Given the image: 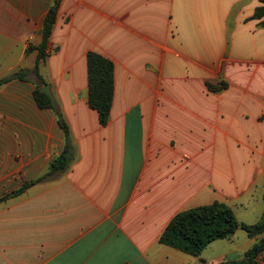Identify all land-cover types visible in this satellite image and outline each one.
<instances>
[{"label":"crops","instance_id":"crops-1","mask_svg":"<svg viewBox=\"0 0 264 264\" xmlns=\"http://www.w3.org/2000/svg\"><path fill=\"white\" fill-rule=\"evenodd\" d=\"M53 3L0 0V82L25 72L0 84V199L10 196L0 203V264L245 255L264 234L246 240L238 230L200 257L160 238L177 214L215 202L247 225L264 213V18L254 17L264 0H61L37 70ZM90 52L114 64L106 126L89 106ZM46 85L73 156L35 183L66 143L54 111L35 100Z\"/></svg>","mask_w":264,"mask_h":264},{"label":"trees","instance_id":"trees-1","mask_svg":"<svg viewBox=\"0 0 264 264\" xmlns=\"http://www.w3.org/2000/svg\"><path fill=\"white\" fill-rule=\"evenodd\" d=\"M61 0H54L49 10L43 27V43L39 47L38 65L46 58V48L52 37L53 29L57 21ZM254 17L264 18V7L258 8ZM264 26V23L262 24ZM88 84H89V106L99 115L102 126H106L111 117V110L115 95L114 64L109 59L95 52L88 53ZM36 70V72H37ZM14 79H25V72L21 71L13 77L5 79L0 84H6ZM219 87L210 86L212 90ZM35 100L42 110H53L59 126L65 134V148L62 154L53 160L49 172L35 183L47 177L61 174L67 170L72 162V145L70 143V129L64 120L63 114L54 107L51 99L42 92L41 88L35 91ZM32 183V184H35ZM29 185L21 188L11 196L22 194ZM10 196L0 199V203L6 201ZM264 200V196H263ZM238 230H243L252 238L264 234V213L261 219L254 225L240 223L234 211L226 204L215 202L211 205L196 207L177 214L168 224L160 238V243L179 250L185 254L200 257L203 251L213 242L223 240L234 235ZM264 255V237L258 239L254 246L249 249L242 260L224 261L219 264H261Z\"/></svg>","mask_w":264,"mask_h":264},{"label":"rangeland","instance_id":"rangeland-1","mask_svg":"<svg viewBox=\"0 0 264 264\" xmlns=\"http://www.w3.org/2000/svg\"><path fill=\"white\" fill-rule=\"evenodd\" d=\"M240 233H242V235L244 236V238L247 240L248 239V235H247V233L246 232H244V231H241ZM243 240L241 239V238H238V242H237V244H235V245H232V244H230L229 242H223V243H225L224 245H227V247H237V245H242L243 244ZM212 247H215V246H212ZM209 250H206V251H203V253L201 254V255H209V253L214 249V248H208ZM247 250V249H246ZM219 251L220 252H223V251H225L226 252V249L223 247V248H221V249H219ZM207 253V254H206ZM244 256L245 255H241V254H235V255H233L232 257H229L228 259H227V261H231V260H242V259H244ZM263 257H264V255H263ZM263 257H262V259H261V264H264V259H263Z\"/></svg>","mask_w":264,"mask_h":264},{"label":"water","instance_id":"water-1","mask_svg":"<svg viewBox=\"0 0 264 264\" xmlns=\"http://www.w3.org/2000/svg\"><path fill=\"white\" fill-rule=\"evenodd\" d=\"M42 92L45 93L51 99L54 107H57V104H56L55 99L53 97V94L51 92L50 86L46 85L44 88H42Z\"/></svg>","mask_w":264,"mask_h":264}]
</instances>
